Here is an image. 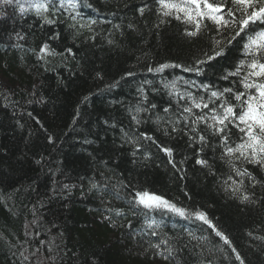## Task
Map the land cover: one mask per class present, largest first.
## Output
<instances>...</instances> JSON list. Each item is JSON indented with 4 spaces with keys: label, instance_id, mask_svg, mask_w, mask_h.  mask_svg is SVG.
<instances>
[{
    "label": "trees",
    "instance_id": "1",
    "mask_svg": "<svg viewBox=\"0 0 264 264\" xmlns=\"http://www.w3.org/2000/svg\"><path fill=\"white\" fill-rule=\"evenodd\" d=\"M59 1L0 3V264H59L56 252L63 264H149L157 245L169 264H264V168L228 154L243 132L229 130L223 152L207 129L211 88L237 83L230 70L264 25L228 43L238 26L205 18L189 36L195 25L159 0H76L90 17L74 22ZM138 191L204 210L228 242L183 225L149 239Z\"/></svg>",
    "mask_w": 264,
    "mask_h": 264
},
{
    "label": "snow or ice",
    "instance_id": "2",
    "mask_svg": "<svg viewBox=\"0 0 264 264\" xmlns=\"http://www.w3.org/2000/svg\"><path fill=\"white\" fill-rule=\"evenodd\" d=\"M12 0H0V3H11ZM161 9L165 16L172 15L173 12L177 13L176 18H183L187 23H192L195 25L196 31L188 32L189 36H195L200 31L202 27V20L208 19L211 20L215 25L220 29H227L230 27L238 26L239 30L235 32V35L228 40V43H231V40L235 39L237 36H240L241 33H246L252 30V25L261 24L264 25V0H159ZM228 4L233 5L234 7H227ZM75 7V5H71ZM35 8L39 12L41 9L47 10V5L37 4ZM22 12L25 9L21 6L20 9ZM143 11V10H141ZM183 14V17L179 15ZM237 13L239 17L237 18ZM216 44L219 45L220 41H216ZM48 49V45L45 44L41 51L44 52ZM246 53L252 54L254 57L247 65L250 69L248 74L244 77L242 81L243 86L246 90L254 89V93H247V99L244 100L240 107L239 113H237L235 105H228L223 108V115L213 116L214 121H218L220 125H226V121L234 119L239 121V124L236 126L239 127L240 124H243L244 127L240 130L245 132L247 140L238 145L235 149L228 148V154L233 152H239L241 156H244L246 159V153L251 151V163H257L261 166H264V28L260 31H255L254 35H248L247 43L244 45ZM223 48L219 51H214L213 55H208L207 59L212 60L217 56L222 55ZM259 54V56H257ZM198 63H204V61H198ZM245 61H241L240 65H244ZM168 64H162L156 69L149 68V71H162L164 68L169 67ZM241 66L237 67L235 73L231 75H238L241 71ZM179 67V65H177ZM185 71H197L200 69H190L186 68ZM252 78H260V82ZM251 81V82H249ZM225 91L231 92V89H226ZM213 97H218L222 93L212 92ZM245 92H239L235 95L236 100H241V97L245 96ZM193 104L196 108H200L201 104L193 101ZM203 107H208L207 104H204ZM167 111V109H165ZM186 112H191V108H186ZM199 120H203L204 117H198ZM224 128H218L217 132H223ZM203 139V137H201ZM227 137H225V140ZM171 155L170 149H164ZM197 163L204 164L205 161L198 160ZM240 175L246 173H238ZM67 187V186H66ZM136 199L142 205L147 208L152 207H164L169 210L177 213L180 216L185 215V209L178 208L175 204H172L170 201L164 199L163 197L157 196L155 194H149L147 192L137 193ZM247 199V197H244ZM198 219L208 222L205 214L195 213ZM151 226V225H149ZM217 235H223L222 233L217 232ZM227 243V237H223ZM156 247H159L157 245Z\"/></svg>",
    "mask_w": 264,
    "mask_h": 264
},
{
    "label": "bare ground",
    "instance_id": "3",
    "mask_svg": "<svg viewBox=\"0 0 264 264\" xmlns=\"http://www.w3.org/2000/svg\"><path fill=\"white\" fill-rule=\"evenodd\" d=\"M50 3V0H47ZM75 5V7H72L71 5ZM76 0H60L58 2V6L61 9V11H63L65 14H67V19L68 21H77L80 17H90V12H86L85 10V14L84 15H78V12L80 11V9L76 8ZM78 6V5H77ZM257 27L259 28V26L254 25V29H257ZM253 59L252 55H248L245 53H242L239 57V60L235 62L233 68L230 70V75L231 73H235L237 70L238 66L240 65V62L243 60L245 61V64L241 66V71L238 75H233L234 79L237 81V83L234 84H229L226 88H219V87H215V88H211L210 94L212 92H217V93H222V95H219L218 97H215L218 100H214V105L218 106V112L217 114L213 115V116H221L223 115V108L228 106V105H235L236 106V111L237 113H239L240 109V105L241 103L247 99V93H252V91L254 92V89H248L246 90L243 86L242 81L244 80V77L248 74V72L250 71V69L247 67V65L249 63H251ZM229 69L226 70V73H228ZM224 75V74H223ZM251 82V81H249ZM226 89H231V92L225 91ZM239 92H245L246 95L241 97V100H236L235 99V95ZM218 123V121H216ZM232 123L231 126H222L219 123L218 124H212L211 122H209V126H207V129L209 131V133L211 135H215L219 138V143L220 146L222 147L223 152L226 151V146L228 144H226L225 142V137L227 136L229 130L231 131H240L242 132L240 129L244 127L243 124H240L239 127H237L236 125L239 124V121H236L234 119H230L229 121H226V123ZM206 125H204L205 127ZM218 128H224L223 132H217ZM244 137L247 139V136L245 134V132H243ZM242 143H235V144H231L229 145L230 148L235 149L238 145H240ZM240 154V153H239ZM246 156L248 157V159H246L244 156H239L237 159V166H240V168H244V170H249V168H251V166H255L257 165L258 168H260L261 170L264 168V166H261L260 164L257 163H251L250 159H251V153L250 151H248L246 153ZM147 192L149 194H155L157 196L163 197L164 199L170 201L172 204H175L178 208H182L185 209V215L184 216H180L177 213L169 210L168 208H164V207H152V208H147L144 205L140 204L138 202V200L136 199V194L137 193H144ZM137 193H135V201L137 203V206H141L143 207L142 209L147 211L148 213H143V216L140 217V223H142V227L144 228V235L146 237H149L150 239V235H155V234H159L160 232H166L167 229H175L177 227H179L178 225H183L187 231L190 232H194V231H198V230H206L209 233H206V235H215V237H217L221 242H224V234L221 235H217V232H219V228L217 227L216 223L214 222V220H212L207 213L202 210V209H197V208H184L182 206V204H180L179 202L175 203L174 200H171L170 198H167L164 195H160L157 194L155 192H150V191H138ZM203 213L206 216V219L208 222H205L204 220L198 219L195 215V213ZM144 222V223H143ZM151 225V226H149ZM159 229V230H156ZM149 233V234H148ZM220 233V232H219ZM213 235V236H214ZM193 236H198V233H195ZM208 238V237H206ZM215 239V238H213ZM216 240V239H215ZM218 241V240H217ZM153 249H155V255H151L152 259L149 261V264H169L170 260L167 258V256L165 255L164 251H162V249H160V247H153ZM59 257V260H58ZM25 258V255H24ZM55 258L58 260L59 264H63V259H60V256L58 254V252H56L55 254ZM151 262V263H150ZM192 264H207V261H204L202 263L200 262H195Z\"/></svg>",
    "mask_w": 264,
    "mask_h": 264
},
{
    "label": "rangeland",
    "instance_id": "4",
    "mask_svg": "<svg viewBox=\"0 0 264 264\" xmlns=\"http://www.w3.org/2000/svg\"><path fill=\"white\" fill-rule=\"evenodd\" d=\"M24 232L26 233V230L23 228ZM23 236L26 237V235ZM28 235V234H27ZM32 262L38 263V264H51L47 259H44L41 256L32 257Z\"/></svg>",
    "mask_w": 264,
    "mask_h": 264
}]
</instances>
